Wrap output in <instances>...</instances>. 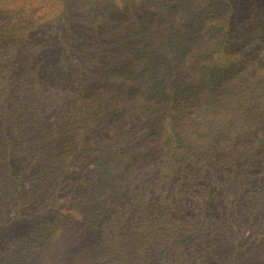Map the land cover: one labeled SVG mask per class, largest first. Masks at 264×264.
Returning a JSON list of instances; mask_svg holds the SVG:
<instances>
[{"label": "trees", "instance_id": "1", "mask_svg": "<svg viewBox=\"0 0 264 264\" xmlns=\"http://www.w3.org/2000/svg\"><path fill=\"white\" fill-rule=\"evenodd\" d=\"M33 1L43 2L19 5L35 11ZM134 1L53 0L52 19L63 29L49 54L33 39L37 24L26 31L17 67L0 82V224L21 189L48 191L74 164L87 172L70 200L102 239L104 207L129 184L127 206L138 209L144 230L174 210L152 246L160 264L182 253L179 264H200L201 250L228 221L222 211L231 188L251 213L264 207V0H138L136 10ZM122 15L129 16V36L115 30ZM18 29V22L10 28ZM122 39L138 47L144 88L131 90L144 95L138 109L119 115L106 88L111 74L127 67L112 50ZM116 117L120 129L107 128ZM117 160L138 161L142 174L121 181L126 172ZM189 205L193 221L184 224ZM52 220V229L65 222ZM45 232L32 230L16 243L22 261L49 245ZM90 253L107 264L98 248Z\"/></svg>", "mask_w": 264, "mask_h": 264}, {"label": "rangeland", "instance_id": "2", "mask_svg": "<svg viewBox=\"0 0 264 264\" xmlns=\"http://www.w3.org/2000/svg\"><path fill=\"white\" fill-rule=\"evenodd\" d=\"M19 1L0 0V18L5 22L0 26V82L8 77L6 72L10 65L12 69L17 67L15 61L23 55L21 47L25 46L23 39L30 27L37 24L36 29L40 32L37 34L38 37L35 34L36 37L33 39L41 38L42 52L47 54L55 47V41L59 40L56 38L57 31L63 29L62 22H54L52 19L53 0H43L38 6L37 2L33 1V6H37L35 11L30 8L25 9L19 5ZM137 5L138 0H135L134 10ZM119 7H122L120 3ZM128 17L122 15L124 19L120 20L115 29L120 35L129 36L130 34L127 27ZM15 22L20 23V29L10 30ZM92 33L93 30L86 32L89 42H94ZM121 41L112 48L113 55L122 60L124 62L122 65L127 67L117 70V74H111L112 87L106 88V96H113V100L116 99L111 108L118 110L119 115L126 108L130 112L133 108L138 109L140 104L138 99L144 95L142 91L135 93L131 90L133 86L137 89L144 88V85H138V47H134L133 40L130 44H128L129 40ZM70 44L69 42L67 44L68 50ZM34 61H40V59L34 58L31 63L33 64ZM116 75H118L117 78ZM21 76L23 75H19ZM120 120L119 117L113 121L110 120L107 128L120 129ZM116 162L115 167H120L126 172L125 176L120 178L121 181L138 177V172H142L138 171V161L134 164L125 160ZM86 172L87 167L70 164L64 169L60 182L50 190L37 195H30L23 189L20 190L16 209L8 214L7 223L0 224V264L26 262L28 264H96L99 261L98 258L92 257L90 253L94 247L99 249L107 264L108 262L109 264H160L159 257L152 246L164 233L161 228H170L172 225L171 218L174 210L154 217L150 227L144 230L142 221H137L138 209L127 206V203H133L129 195L127 196L130 190L128 184L127 188H123V195L114 198L107 207H104L108 228L102 239L97 229L83 221L80 211L70 200V188ZM243 202L242 197L231 188L227 195V205L222 211V215H225L228 221L216 230L213 238L209 239L207 246L201 250L204 252L202 253L204 259L198 257L196 262L200 264H264V207L257 211V214H253L249 209L244 208ZM192 205L187 207L184 224L193 221ZM143 216L140 213L138 219H142ZM55 217L65 220L62 227L58 229L51 228L52 219ZM42 227L51 234L49 245L46 244L45 248L29 254L27 261H22L23 256L15 253L16 243L28 236L32 230L38 231ZM109 227L114 229L112 237L108 235ZM183 255L184 253L180 254L174 264L183 261L181 257Z\"/></svg>", "mask_w": 264, "mask_h": 264}]
</instances>
